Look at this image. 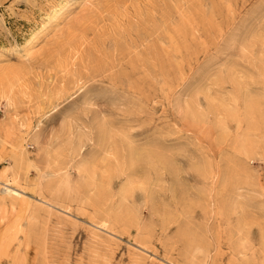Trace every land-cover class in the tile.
Masks as SVG:
<instances>
[{"label": "rangeland", "instance_id": "rangeland-1", "mask_svg": "<svg viewBox=\"0 0 264 264\" xmlns=\"http://www.w3.org/2000/svg\"><path fill=\"white\" fill-rule=\"evenodd\" d=\"M0 264H264V0H0Z\"/></svg>", "mask_w": 264, "mask_h": 264}]
</instances>
